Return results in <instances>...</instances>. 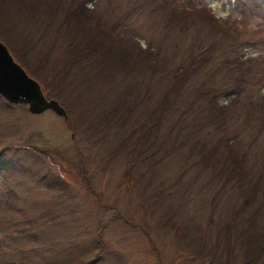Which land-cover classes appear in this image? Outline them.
Masks as SVG:
<instances>
[{"label": "rangeland", "instance_id": "rangeland-1", "mask_svg": "<svg viewBox=\"0 0 264 264\" xmlns=\"http://www.w3.org/2000/svg\"><path fill=\"white\" fill-rule=\"evenodd\" d=\"M19 1L6 2L7 9L14 11L12 17L0 11V32L10 29L5 33L20 37L9 47L11 52L40 82L46 95L63 105L67 115L52 109L32 112L26 104L9 103L0 95V264H264V169H259L264 162V129L259 135L254 129L246 130L239 134L240 142L235 143L239 152L248 150L249 162L254 155L259 159L253 168L254 178L249 175L244 180L250 187L257 182L258 187L245 215L257 214L258 220L251 224L263 231L260 237L246 243V250H242L244 245L233 243L229 254L228 247L221 244L217 256L211 251L217 238L216 226L227 224V213L231 215L232 209L240 207L244 200L238 192V184L243 180L238 168L224 169L212 177L213 169L208 166L200 178L193 171L175 179L187 165L180 155L194 158L192 151L183 149L172 154L175 156L168 166L160 155L154 157L152 163L158 165L152 179L148 178L149 173L137 175L142 171L130 169L119 136L125 125L105 122L109 110L103 107L118 100L115 93L127 90L128 72L135 74L138 66L131 71V63L125 57L117 60L118 55L114 64L119 66L109 76L102 72L91 79L81 77L84 61L97 59L102 46H107L102 38L105 36V42L110 40L111 36L106 34H112L109 27L123 16L128 18L119 22L118 30L128 28L142 47H147L151 37L175 52L180 60L188 58L187 48L193 35L205 36L209 32V40L222 38L224 33L226 42L221 50L227 59L234 54L226 49L242 45L243 57L253 60L258 56L264 61V0H86L88 11H94L87 12L90 31L99 29L103 34L99 39L95 30L86 31L84 36L79 33L88 49L70 62L65 60V27L57 26L58 16L41 22L24 10ZM79 1L76 0L77 7ZM162 2L170 6L180 2L197 6L189 10L194 13L181 25L171 19L166 35L163 26L167 15L163 9L154 8ZM97 15L106 22L102 27L97 24ZM232 21L240 30L237 39L226 30ZM251 37L253 43L243 44L244 39L252 40ZM0 39L8 45L3 37ZM215 50L218 55V46ZM141 75L138 74L140 80ZM243 78L246 81L240 89V104L254 99L264 106V84L249 75ZM73 81L79 82L78 88L76 84L72 86ZM153 82L158 91L153 85L145 92L146 79L140 83L152 101L164 85L159 74ZM103 98L107 99L101 101ZM228 99L229 95L219 97L224 103ZM137 109L139 106L129 110V115H136ZM243 113L244 110L242 117ZM95 120L93 128L98 134L111 127L109 138L90 136L88 124ZM134 127L138 130L132 137L140 130L139 126ZM158 177L167 182L160 186ZM218 187L222 191L214 194ZM175 221L186 227L187 240L193 236L195 243L178 234L173 227ZM202 240L207 245L201 252L197 243ZM207 247L210 253L205 250Z\"/></svg>", "mask_w": 264, "mask_h": 264}, {"label": "trees", "instance_id": "trees-1", "mask_svg": "<svg viewBox=\"0 0 264 264\" xmlns=\"http://www.w3.org/2000/svg\"><path fill=\"white\" fill-rule=\"evenodd\" d=\"M85 1L80 0L78 2L79 7L76 6V0H21L18 3L23 6L24 10L26 8L27 11H30V15H33L34 19L40 18L41 22L46 20L47 17L50 22L58 16L57 26L65 27L64 40L67 41L66 50L68 53V58H65V60L70 62L75 58L79 59L88 47L83 42V38L81 40L78 37L79 33L84 36L86 31L91 29L86 19L88 18L87 12L91 13L92 10L88 11L89 9L84 5ZM6 2L7 0H0V4H3V9L0 11L2 14L8 12L9 16L12 17L14 11L7 9ZM195 5L197 6V4ZM195 5L180 2L170 6L166 2H162L155 6V9H163L167 15L163 26L164 33L168 35L166 29L171 19H176V22L181 25L182 21H185L194 13L189 10L193 9ZM92 13L94 14V11ZM8 14H5V16L7 17ZM126 18L128 16L119 19L125 20ZM120 21H115L109 27L112 34H106L109 37L111 36L110 40L105 42V36L102 38L104 40L103 44L107 46H102L97 59L84 61V70L81 77L85 76L86 79H91L97 73L102 72H106V75L109 76L111 71L116 70L119 66L118 63L114 64L118 55L120 56L117 60L120 58L125 60L126 58L131 63V71L133 66H138L135 74L128 72L130 77L128 78L127 90L123 93H115L114 97L118 98V103L117 101L113 103L111 101L107 107H103L109 110L105 122L125 125V130L119 136H121V141L124 148H126L130 169L135 168L136 171L139 168L142 172L137 175L149 173L148 178L152 179L157 173L158 165L152 163L154 157L160 155L168 166L175 156H172V154L183 149H187L190 153L192 151L194 158L187 154L180 155L187 165L183 168L184 171L182 170L175 179L181 178L187 173L191 174L193 171L195 177L200 178L202 177L200 174H203V170L208 166L213 169L212 177H217L220 171L224 169L238 168L243 178L238 184V192L244 200H242L240 207L232 209L231 215L227 213V224L222 223L220 227L216 226L214 235H217V238L212 243L213 249L211 251L212 254L218 256L221 250L217 248L221 244H225L228 247L227 253L230 254L233 250V243L240 246L244 245L245 247L242 250H246L248 248L246 243L248 244L260 237V232L263 231L256 228L253 223L251 224V221L258 220L257 214H250L249 217L245 215L248 204L254 202L258 187L257 182H254L253 188L249 186L251 184L248 185V182L246 184L244 180L249 175L254 178L253 168L259 159L254 155V160L249 162L248 150L239 152L235 143L240 142L241 137H239V134L246 130L254 129L259 135L264 129V106L259 104L258 100L254 101V99L248 102L243 101V104H240L242 101L240 89L244 88L245 82L243 81H246V79L243 76L247 75L260 79L258 81L264 84V61L258 56L253 59L255 62L251 60L252 58L243 57L242 45L240 48L229 47V49H226L227 53L232 52L234 54L231 59H227L224 51L221 50L222 44L226 42L223 39L224 33L222 38L217 37L209 40V32L205 36L193 35L191 45L187 48L188 58L180 60L178 59L180 56L176 57L175 52L168 51L162 43L153 41L151 37L148 38L147 47H142L135 42L134 35L128 28L118 30L117 25ZM102 23H106L105 20L97 15V24L102 27ZM125 24L129 26L128 21ZM239 24L240 27L243 26L242 23ZM229 27L226 29L229 36L231 35L237 39L240 35L238 32L240 31L239 27L233 25V21L229 24ZM8 30L10 29H4L0 32V36L7 41L8 47H13L15 41L20 37L12 33H5ZM94 30L92 29L90 32H94ZM60 32L62 33V31ZM94 35L100 39V30H95ZM251 38L252 40L244 39L243 44L253 43L254 39ZM172 42L174 45L177 44V42ZM122 43L125 46H122ZM217 46L220 50L218 55L215 54ZM63 51H65V48ZM85 58L86 56H84ZM256 63H258V66H256ZM25 66L27 67V65ZM94 67L97 70L96 73H94ZM64 70L66 69L62 67L61 71L64 72ZM139 73L142 74L141 80L138 78ZM157 74L160 75V80L164 85L160 95L152 101L142 91L140 83L146 79L145 92H148L155 85L153 79ZM78 84V81L72 82V86L75 85L76 88H78ZM158 89L156 86L157 91ZM151 93L152 97L155 96V92ZM227 95H229L228 102L219 101V97ZM104 99L107 98H103L101 101ZM255 104L258 105L254 107ZM136 106H139L138 113L129 115V110L135 109ZM127 107L130 109L128 110ZM243 110L245 112L243 113L244 117H242ZM257 111L259 112L257 113ZM128 120H131L129 121L130 124H127ZM96 123L97 120L88 124L89 129L92 130L90 135L87 128L90 136L99 133L93 128ZM134 126L140 127L136 137H132L138 130ZM110 128L108 127L98 135L109 138ZM224 144L225 146H221ZM200 162L202 164H199ZM193 167L194 169H191ZM259 169L260 172L263 171L264 162ZM260 177L261 174L257 176V178ZM157 179L160 181V186L167 182L164 180L161 182V177ZM201 185L205 186V182H202ZM221 191V187H218L214 194H219ZM214 197L212 196V201H214ZM215 203H217L216 199ZM173 227L176 231H179L178 234L183 239L185 238L187 242H194L193 236L187 240L189 231L185 226H179L175 221ZM220 228L223 229V234ZM201 237L202 233H200V239ZM197 244L199 245L197 249L201 248V252L203 247L207 245L205 240ZM205 250L211 252L210 247L205 248Z\"/></svg>", "mask_w": 264, "mask_h": 264}, {"label": "water", "instance_id": "water-1", "mask_svg": "<svg viewBox=\"0 0 264 264\" xmlns=\"http://www.w3.org/2000/svg\"><path fill=\"white\" fill-rule=\"evenodd\" d=\"M0 94L9 102L25 103L32 112L51 108L66 116L64 107L45 96L39 82L16 62L7 46L0 40Z\"/></svg>", "mask_w": 264, "mask_h": 264}]
</instances>
